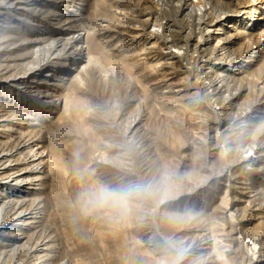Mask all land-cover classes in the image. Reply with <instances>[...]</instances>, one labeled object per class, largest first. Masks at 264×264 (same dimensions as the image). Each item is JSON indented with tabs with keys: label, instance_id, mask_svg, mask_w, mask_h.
Returning a JSON list of instances; mask_svg holds the SVG:
<instances>
[{
	"label": "rangeland",
	"instance_id": "obj_1",
	"mask_svg": "<svg viewBox=\"0 0 264 264\" xmlns=\"http://www.w3.org/2000/svg\"><path fill=\"white\" fill-rule=\"evenodd\" d=\"M210 2L34 0L17 27L9 28L16 13L0 20L4 38L15 35L8 48L22 42L12 58L33 54L22 30L35 15L40 33L81 29L101 48L92 41L96 59L72 75L74 86L57 87L54 75L41 79L40 97L24 107L15 93L36 97V82L0 98L13 127L0 131V150L19 146L30 162L46 149L44 177L24 200L37 204L32 214L40 222L25 238L47 242L51 263L264 264V0ZM240 84L242 96L231 100ZM50 96L58 105L42 107ZM255 135L260 143L252 149ZM99 187H166L169 194H133L120 215L88 202ZM5 191L3 198L16 192ZM192 241L208 249L180 262Z\"/></svg>",
	"mask_w": 264,
	"mask_h": 264
},
{
	"label": "bare ground",
	"instance_id": "obj_2",
	"mask_svg": "<svg viewBox=\"0 0 264 264\" xmlns=\"http://www.w3.org/2000/svg\"><path fill=\"white\" fill-rule=\"evenodd\" d=\"M32 1H34V0H0V20L6 18L7 15H12V14L14 15L16 13L18 15L13 16V19H15V21L14 20L10 21L9 28L17 27L18 26L16 24L17 21H21V20L23 21L24 19H26L23 16L26 14V11L30 9L29 6H30ZM180 1L184 2L185 0H180ZM210 1L211 0H198V3H196V5L197 4L198 5H200V4L205 5V4L211 3ZM199 10H202V9L199 8ZM28 14H29V12H28ZM228 16H229V14L223 15L221 17V19L218 21L225 20ZM38 17L35 15V16H32L30 19H27V21L24 23H27L30 26L31 25L32 26L31 27H29V26L24 27V25H23V30L21 29L23 32V38L22 39H24V40L30 39L29 41H24L25 42L24 45H27V47H30L31 45L34 46L33 54L31 56H28V54H26V53H22L19 56L17 55V56L12 58L11 56H14L17 53L16 52L14 55H12L13 51L15 49H17L18 47H20L22 42L20 43L19 46L14 44L13 47L9 46L10 48H8V42L12 38L14 40L15 35L11 36V37L7 36L6 38H4L3 33L0 32V98L4 97L2 95V93H5L6 90H13L14 91V90H16L17 85H19L21 83H35L36 82L37 83L35 86L36 90H39V92L36 91L37 92L35 94L36 97L23 95L22 91L19 92V94L13 92V94L15 93L16 97H18L20 95L19 101L16 102L17 105H18V103L20 104L18 106L19 108L24 107L25 104L32 103V101L35 102L36 100H38V98L40 97L39 93H40V91H42L41 90L42 87H41V83H40V82H42L41 79L45 78L43 83L46 84L47 83L46 81L49 79L48 77L55 75L57 77L56 80L58 81L56 86L61 87V85L64 84V81H67L66 82L67 84L71 83L73 80L72 75H75V73H78V74L81 73V71H82L81 67H87V65H88L87 63L92 62L93 60L95 61V59H96L95 52H94L93 46L91 44L92 41L95 39V36L92 35V37H90L89 31H81V29H79V30H74V31H72V33H70V32H64L65 30L64 31L54 30V31H49V32L47 31L46 33H40L38 30L39 26H40V23H38V21H40ZM70 17H68V19ZM201 23H202V25L207 27V24L204 21H202ZM227 27H234V25L229 24V25H227ZM15 32H19V30L13 31L12 33H15ZM224 33L223 32L222 33L221 32H215V33L212 32L211 34L212 35L215 34L216 36L222 38L223 44H226V43H229L230 41H228V39L225 40L226 38H224V36H222ZM208 36H211V35H208ZM20 37H22V36H20ZM16 39H17V37H16ZM209 39H211V38L210 37L206 38L205 40H203V42H200L197 46L199 47V46H202L204 44H207L209 42ZM95 40H98V39L96 38ZM94 41H93V43H95ZM13 43H14V41H13ZM174 43L175 44L172 43V46H176V42H174ZM98 44L99 43L97 41V45ZM95 45H96V43H95ZM95 45H94V47H95ZM79 46L81 49L78 53H76L79 49ZM28 49H26V50H28ZM98 49H101L100 46ZM81 51H82V53L80 55ZM99 51H101V50H99ZM72 57L74 58V60L70 59ZM97 58H98V56H97ZM24 61H27V62L25 63ZM62 61H64V62H62ZM69 62H71V63H69ZM96 62H97V60H96ZM96 62H93V64ZM22 65H25L23 67L24 68L23 71L19 72L18 70H16ZM44 66H50V69L47 67L45 72H43V74L40 75V72L42 71ZM20 69H22V68H20ZM48 70H50V72H47ZM84 71H85V69H84ZM32 74H33V80L30 81V80H28V77H30V75H32ZM38 74H39V76H38ZM230 74L231 73L219 75V83H222L224 85L226 83V81L228 80V78L230 77L229 76ZM51 80H53V78H51ZM75 84H76V81H75ZM72 85H73V82H72ZM29 86L31 87V85H29ZM69 87H71V86H69ZM241 89H243L242 84H240V86L237 88L236 92H234L232 94L231 100H235V99L237 100L242 96ZM65 97H66V95H65ZM58 99L60 100L59 97L57 98L55 96H50V97H47L45 100H43V102L40 103V105L42 107H47L48 105L56 106V105H58V102H59ZM1 107H0V109H1L0 110V112H1L0 131H4V132L11 131L13 127L11 128V125L7 124V121H8V119L9 120L12 119V117L9 118V116H8L9 113L5 112L6 108L2 109ZM57 108H58V106H57ZM25 112L26 111H24V113ZM18 131H20V130H18ZM4 132H2V133H4ZM254 137L255 138L252 139L253 141L251 144L252 149L256 144L260 143V141L258 140L259 138L256 135ZM34 138L35 137H33V139ZM35 140H36V138H35ZM31 142H32V140H31ZM25 143H26V141H25ZM36 144H37V142H36ZM16 145H17V143H16ZM44 147L42 145L40 148H38L39 151H37V152L42 153V154L38 158L33 159L32 161H30L31 160L30 159L29 160L30 162H23L22 161V157L19 156V154L21 153V148H19V146H18V148L15 147V148L10 149V150L5 149V148L0 150V194L2 193L1 191H5V190L16 191L13 193L7 192V193H9V195L15 196L18 193L21 194V196L19 198H14V196H8V197L6 196L7 198H3L0 195V197H1L0 198V264H7L8 262H9V264H53L50 262V259L48 256L47 250H48L49 245L47 244V242L40 244L39 241H33L32 239L28 240L29 237L25 238L26 237L25 236L26 231H28L27 229H29L28 227L31 226L32 224L34 225V223L37 225V223L40 222V218L36 219L33 216L34 214H32L33 213L32 207H33L35 202L27 204V203H25L24 200H27V199H25V197L31 194L28 191V189L31 188V186H33L36 181L40 180L41 177H44L43 175L38 176V174H40V172H42V170H43L42 168L47 165V164L45 165V163H46L45 156L46 155L45 154H44L45 156L43 155L44 151L46 150ZM25 153H27V152H25ZM262 155H264V153H262V152L259 153L258 158L261 157ZM27 160H28V158H27ZM21 164H27V166L19 169V166ZM223 171H222V173L224 174ZM238 178H239V176H238ZM209 179H211V177ZM33 233H34V231H33ZM43 233H44V231H43ZM36 234H38V233H36ZM40 234H41V232H40ZM45 236H47V235H45ZM191 236H192L191 239L195 240V242H196V239H198V237L200 235H198L197 233L196 234L194 233ZM154 237H155V235H154ZM39 238H40V236H39ZM204 239H207V237ZM153 241H155V240H153ZM158 242H160V241H158ZM193 243H194V241L190 242L189 244H187L183 248V250H182L183 254L179 259L180 262L185 263L187 260L192 259L193 257L197 256L198 253L203 252L204 250L208 249V246H206L204 248L197 246V248L194 249L195 246ZM155 244H157V243H155ZM207 244H208V242L205 241L204 245H207ZM57 264H74V263L69 259H64V260L59 261Z\"/></svg>",
	"mask_w": 264,
	"mask_h": 264
},
{
	"label": "clouds",
	"instance_id": "obj_3",
	"mask_svg": "<svg viewBox=\"0 0 264 264\" xmlns=\"http://www.w3.org/2000/svg\"><path fill=\"white\" fill-rule=\"evenodd\" d=\"M133 194L137 196L154 195L163 198L169 194V189L166 187L155 189L151 187H136L114 191L106 187H99L88 193L90 197L88 202L91 203L93 208H110L114 212L124 215L130 210V201Z\"/></svg>",
	"mask_w": 264,
	"mask_h": 264
}]
</instances>
